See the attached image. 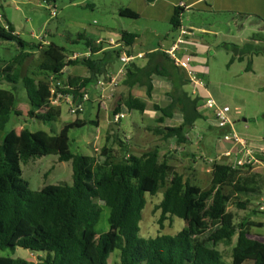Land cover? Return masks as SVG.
Wrapping results in <instances>:
<instances>
[{"label":"trees","instance_id":"obj_1","mask_svg":"<svg viewBox=\"0 0 264 264\" xmlns=\"http://www.w3.org/2000/svg\"><path fill=\"white\" fill-rule=\"evenodd\" d=\"M155 1L146 0L148 4ZM184 11L183 6L175 8L170 21L173 31L182 28ZM119 15L140 18L128 7L120 8ZM3 19L4 16L0 20V38L16 42L22 49L17 60L24 61L30 56L23 53L27 48L43 47L26 43L8 20L1 24ZM138 37L127 31L120 33V41L128 47H132ZM80 38L85 39L91 52L89 57L70 60L63 48L49 43L43 48V60L37 70L25 74L21 80L19 72L3 76L0 72V81L4 77L12 85V91L0 88V131L5 129L12 115L18 118L22 115L17 110L18 99L13 92L19 82L28 96L29 118L54 123L61 116V108L49 105L51 77L61 78L67 67L80 65L86 67L90 79L96 81L106 72L110 58L119 59V50L105 52L102 58L94 59L93 55L102 50L101 46L84 35ZM222 47L232 53L228 66L236 60H247L246 72L253 70L254 56L264 55V40L259 42L254 37L243 45L224 44ZM147 58L148 63L143 67L136 64L128 67L125 83L130 88H145L147 98L151 99L154 76L169 80L173 85L167 94L169 104L154 103L152 108L162 114L158 124L172 118L176 110L182 114L183 122L175 127L157 125L151 131L163 141L175 138L178 145L186 144L188 131L204 118L200 112L202 98L193 97L185 89L187 74L165 51L158 49ZM2 68L0 66V71ZM79 92L78 89L74 92L76 99ZM122 107L144 113L148 104L130 94L120 98L112 115ZM84 124L76 120L59 133L25 130L18 137L0 142V251L20 247L43 252L37 262L0 255V264H111L109 260L116 251L119 253L115 264H225L217 246L221 242L230 243L234 236L237 241L232 248L231 264H244L249 260L253 264H264V241L251 238V228L256 224L245 219L237 222L235 213L228 210L232 203L245 210L254 199L261 198L262 175L243 174L232 164L216 162L212 166L210 187L204 190L161 160L156 148L139 156L129 154L119 161H113L106 148L102 150L104 160L74 153L70 149L69 131ZM47 155H56L59 162L72 163L73 183L47 185L33 191L23 177L22 165ZM162 188L165 191L157 206L161 229H164V221L173 217L183 220L185 226L175 234L159 232L154 237H143L141 221L147 205L146 195L155 196ZM98 202L110 209L111 231L100 233L93 244L102 214Z\"/></svg>","mask_w":264,"mask_h":264},{"label":"rangeland","instance_id":"obj_2","mask_svg":"<svg viewBox=\"0 0 264 264\" xmlns=\"http://www.w3.org/2000/svg\"><path fill=\"white\" fill-rule=\"evenodd\" d=\"M129 2L130 0H0V14L5 17L4 22L8 20L13 24L20 38L29 45H43V42L55 44L65 50L69 59L74 54L83 57L89 52L85 39H81L80 35H84L93 41L113 39L114 42H120V33L123 30L139 35V39L134 45L136 54L140 52L148 53L155 48L170 49L172 43L179 37V31H173L172 25L164 22L120 17L118 9L127 6ZM4 22H1V24L3 25ZM182 27L194 32L189 40L192 41L191 43L195 48L186 51L179 49L175 55L186 65L187 71L194 72L202 80L209 96L215 100L218 106L230 108L231 126L233 127L232 131L229 128H219L216 125L213 111L202 108L204 118L197 121V126L198 128H205L207 136H205L202 144L200 142L194 144L193 150L199 153V156H203V159L215 161L218 158L216 147L220 149L228 148V141L224 140V135L231 132L249 143L264 144V55L254 56L253 70L246 72L247 60L242 62L236 60L228 66L232 53L222 47L224 44L243 45L253 37L262 42L264 40V24L235 14L185 10L182 14ZM182 37L186 39V36ZM200 44L207 47V50L199 52ZM104 47L108 48L105 45ZM43 50L41 48L37 55L19 61L16 57L22 49L16 42L0 38V66L3 67L0 71L1 76L12 74L15 71L19 72L21 78L25 74L37 70L43 59ZM113 51H116V49H113ZM194 53H197L200 58L197 64L192 59ZM101 55L94 56V58H100ZM143 59H146V57L144 56ZM112 61L117 66L116 70L112 71V73H115L122 64L117 56L112 57ZM67 68L69 70H67L66 75L81 76L84 70L85 73H88L87 76H90L84 66L78 65ZM74 76H70L71 82L68 84L80 91H88L90 95V101L84 104L82 113L73 115L69 112L68 104H63L60 106L61 116L56 122L43 123L32 120L28 116L29 104L24 102L26 91L23 86L18 89L17 85L16 90L13 92L18 99L17 110L22 115L20 118L12 115L5 129L0 131V142L11 137H18L25 130L31 132L44 130L59 133L65 125L76 120H82L85 122L83 126H75L69 131L70 149L74 153L94 155L100 160H104L102 150L106 148V153L111 156L113 161L121 160L123 151L127 148L129 142L133 140V137L123 133H118L115 137L110 134L112 124H107L105 119L107 112L105 110L110 111L113 98L105 100V109H99L101 121L105 120L106 122L103 124H107V127L101 129L99 128L100 122H98V125L94 123L97 121L96 113L98 112L96 103H92L98 96L95 83H87L86 90H84L82 88L83 84L79 85L78 79ZM156 80L160 87L156 92L158 100L153 102L165 106L166 102L163 96L168 82L158 77H156ZM188 85L189 83L185 85L186 90L192 91L190 85ZM118 86L114 91H108L107 94L113 93L116 95ZM0 88L12 91V85L4 77L0 81ZM141 90L144 91V89ZM155 114L151 102H149L147 113H135L137 122L148 127L142 131H136L138 138L144 145H150L151 150L159 145V142H162L151 131L152 128L158 125L154 117L157 116ZM176 114L177 116L172 120V124L175 125L179 121V112ZM130 118V115L127 114L124 122ZM111 119L112 116L109 114V120ZM122 122L123 119L119 124ZM131 128L130 130L135 131ZM124 131L127 133L128 130L124 129ZM200 136L203 137V134H200ZM205 141H211L212 146L210 149H204ZM252 149L254 148L252 147ZM187 157L186 153L183 152L177 155L173 153L169 156L168 161L170 164H174L173 166H176L184 178L188 179L193 185L204 190L208 189L211 183V173L207 172L205 168L201 175H197L195 171L189 169V167L192 168L193 163L186 161ZM255 159L257 161L254 165L258 162L257 153H255ZM219 162L235 165L229 159H222ZM254 165L239 168L243 174H251ZM22 170L23 177L29 182L30 189L33 191H39L47 185H70L73 183L72 163L59 162L56 155L30 159L22 165ZM164 191L165 188H162L155 196L146 195L147 205L143 211L141 221V235L143 237H154L159 232L175 234L185 226L183 220L173 217L164 221V229H161L159 224L161 213L157 206L163 198ZM261 200L260 198L254 199L245 210L238 209L233 203L228 208L229 211L235 213L237 222L245 219L256 224L251 230L252 238L257 236L258 231H262L261 234L264 236V213L258 211L257 205V202ZM98 204L102 208V214L96 226L97 233L92 239L93 244L96 243L100 233L111 231L108 221L110 209L102 202H98ZM257 225H263V227ZM236 241L237 236H234L230 243L221 242L217 246V249L223 255L225 264L232 263V248ZM117 253L119 251L112 254L109 260L111 264L117 263ZM0 255L12 258L20 257L31 262H37L39 256L35 252L20 247L5 252L0 251ZM244 264H253V262L249 260Z\"/></svg>","mask_w":264,"mask_h":264},{"label":"crops","instance_id":"obj_3","mask_svg":"<svg viewBox=\"0 0 264 264\" xmlns=\"http://www.w3.org/2000/svg\"><path fill=\"white\" fill-rule=\"evenodd\" d=\"M180 5L183 6L184 10H198V11L235 14V15H239L243 18L254 19L257 22H261L262 25L264 24V0H156L152 4H148L146 2V0H130L128 5L124 6V7H128L131 10L137 12L140 15L139 19H149V20H154L157 22L168 23L169 25H171L170 21H171L173 14H174V10L177 6H180ZM118 10H120V9H118ZM0 15H2V14H0ZM4 19H5V17H4ZM2 22H4V21H2ZM5 23L6 22H4L3 24H5ZM181 30H185L188 32V34L185 35L186 39H184L182 37L183 35L181 33ZM123 31H127V30H123ZM178 31H179V37L177 38V40L179 38H183L184 42L181 45H179L177 51L179 49H183L186 51L188 49L193 48L194 46L191 43L192 41L189 40V38L194 35V32L192 30H186L183 27ZM127 32H130V31H127ZM155 32H156V30H155ZM131 33H134V32H131ZM135 34H137V33H135ZM138 39H139V37H138ZM138 39H136V41ZM177 40L172 43L170 49L174 46V44L177 42ZM96 41L97 40H95V42ZM136 41H135V43H136ZM135 43H134V45H135ZM47 45H48V43L43 42L42 49L45 48ZM134 45L132 47H129L130 48L129 52H130V54H134L138 57L128 67H130L132 64H136L138 67L145 66L148 63V58H147L148 54L158 50V48H155L153 50H150L148 53L140 52L139 54H136L134 52ZM101 48H102V50L99 51L98 53H96L95 55H93V58H94V56H97L99 54L100 55L102 54L100 57V58H102L104 56L105 52L113 51V49H114V48H106L103 46H101ZM40 49H38V50L36 49L37 51H35V50H28V51L24 50L23 53H28L32 57L33 55H37V53H39ZM159 49H162L165 52L167 50H169V49H164V48H159ZM205 49L207 50V47H205L202 44L199 45V52H202ZM144 56L146 57V59H143ZM192 56H193L192 59H194L193 62H195V64H197V61H200L198 54L194 53V55L192 54ZM94 59H96V58H94ZM97 59H99V58H97ZM40 64L38 65V67L40 66ZM182 65L181 66L176 65V66L179 67L182 71H184L187 74L186 65L184 63H182ZM116 68H117L116 64L110 58L108 61L106 72L104 74L100 75L98 77V79L101 78L102 76L106 75L107 73H112V71L116 70ZM67 70H69V68H66L64 70V75L60 79L64 82L70 83L71 82L70 76H74V75H66ZM87 71H88V69H87ZM82 74L83 75H81V76H74V78L76 77L78 79L79 85H81V83H82L83 84L82 88L84 90H86L85 86L87 85V83H89V80H90V82H93V83H95V80L90 79L91 78L90 72H89V75H90L89 77L87 76L88 73H85L84 70H83ZM156 77L163 78V77H159V76H154V78H153L154 90L152 93V98L148 99L147 95H146L145 88L137 87V86L130 88V86L126 85V83H125L127 80V71H126V74L123 77L122 81L119 82V86L117 88L116 95H114V98L112 100L113 103H112V107H111L110 111L105 110L107 112V115L105 118L107 121V124L108 125L112 124L110 126V134L114 135V137H115L118 133H123V134H126L127 136L133 137V140L131 142H129V144L127 145L126 151H123V158L125 156H128L129 154L139 156V155L151 150L150 145H148V144L144 145L143 142H140V140L138 138V134L136 133V131H142L144 128L147 129L148 127L142 126L140 123L137 122V120L135 118L136 117L135 113L137 111H129L125 107H122L121 111L126 112V114L130 115L131 118L125 122L123 119V122L121 124H119V123L114 124L112 122V120H109V114H111V116H112L113 110H114L115 106L117 105V103L119 102L121 97L128 96L130 94L133 95L134 97L140 98V99L145 100L147 102L148 108L142 114L147 113L149 110V102H151L152 106H153V104H154L153 101L158 100L156 98V96L158 95V94H156V92H158V89H159L158 87H160V85L157 84L158 81L156 80ZM21 78H20V80H21ZM39 79H41V78H39ZM163 79L167 80L166 78H163ZM187 81H188V78H187ZM167 82H168V84L165 86L166 90L164 91V96H163L164 100L166 102V105H168L170 102V98L168 97L167 94L172 90V87H173L172 83L169 80H167ZM189 85H190V88L192 91H188V92L191 94V93H193V91L196 90L199 93V96L202 98L201 105H200V112L204 116V113L202 110V105H203V100L207 96H209L207 89H205L204 87H201V86H193L190 83H189ZM22 86H23L22 82H19L18 89H21ZM141 89H144V91H142ZM97 97H96V99H94L92 101V103H94V102L96 103L97 108H98V112L96 113V117H97L96 120L97 121L95 122L96 123L95 125H98V122H100L99 128L102 129L103 127L104 128L107 127V124H103L106 121L105 120L101 121V119H100V112H99L100 108L97 104ZM24 102L29 104L27 93H26V97L24 98ZM156 104H158V103H156ZM177 112H179V110H176L174 112V116L172 118L166 119L164 121V123H162V124H158V123L157 124L161 125V126H170V127H175V126L181 125L183 122V116L180 112L178 114V117H179L178 124H176V125L172 124V120L177 116V114H176ZM154 114L157 115V116H154L156 118V121L162 116V114L160 112L155 111V110H154ZM131 127L135 131L130 130ZM124 129L128 130L127 133L124 131ZM200 131H201V133H200ZM200 134H203V137H201ZM205 136H207V131L203 127L198 128L197 122H196L194 124L193 128L190 129L187 133L186 144L178 145L175 138L169 139L168 141H163L160 136H157L159 139H161L162 142H159V145L154 147V149L155 148L158 149L160 159L167 161L169 164H170V162L168 161L169 160L168 158L173 153H176V155L180 154L182 152L184 154L186 153V155L188 157L185 160L191 161L193 163L192 168L189 167V169H192L193 171H195V173H197V175H201L202 171L205 170V168H206L207 172L211 173L210 175H211V179H212V166L214 163L219 162V160H222V159H229V161L235 162L238 158H241V155H237L238 154V145H236L232 142L226 141L228 146H229L228 148L220 149L219 147L218 148L216 147V150L218 152V158L215 161H209V160L203 159V156H199V153H197L195 150H193V145L198 143V142H200L202 144V142L205 140ZM247 143L249 144L250 147L252 146L254 148V150H256L257 158H258V162L254 165L251 172L260 174V175H262V177H264V153L260 151L261 148L264 147V144L249 143V142H247ZM211 146H212L211 141L210 142L205 141V145L203 147H204V149H210ZM228 152L230 153V155H227ZM196 159H198V160L196 161ZM202 163H204V164H202ZM221 163H224V162H221ZM171 165H172V163H171ZM175 169L178 173H180V170L177 169L176 166H175ZM180 174H182V173H180ZM260 199H264V189H263V195L261 196ZM262 227H263V225H262ZM252 228H254V227H252ZM252 228H251V230H253ZM261 232L262 231H258L256 234L257 236L254 237L253 239H256L259 241H264V236H262ZM250 233H251V231H250Z\"/></svg>","mask_w":264,"mask_h":264},{"label":"built area","instance_id":"obj_4","mask_svg":"<svg viewBox=\"0 0 264 264\" xmlns=\"http://www.w3.org/2000/svg\"><path fill=\"white\" fill-rule=\"evenodd\" d=\"M182 6V5H180ZM0 20H2V15H0ZM181 33L183 36L187 35L188 32L185 30H181ZM184 42L183 38H179L177 42L174 44V46L167 50V54L171 57V59L174 61V63L177 66H181L182 63L178 59V57L175 55L179 45H181ZM96 45L98 46H107L108 48H114L116 50L120 51L119 55V61L121 62V67L117 70L115 73H107L106 75L102 76L101 78L97 79L95 81V88L98 91V99L97 103L99 108L105 109L104 106L105 100L114 98V94H107L108 91H114L116 87L119 84V81L121 78H123L126 74L128 66L133 63L138 56L134 54H130L129 47L124 42H114L113 39L110 40H103L98 39L96 42ZM89 52L84 55L83 57H89L91 52ZM77 58H80V55L74 54L71 56L70 60H75ZM183 66V65H182ZM187 78L188 82L193 86H201L206 89L204 86L202 80L191 71H187ZM50 81V96H49V105L53 107H60L63 104H68L69 106V112L73 115H77L79 113H82L84 111V104L90 101V95L89 92H84L81 90L79 93V97L76 99L74 92L76 91V88L68 84L67 82L62 81L60 78L51 77L49 79ZM193 97L199 96V93L195 90L193 93H191ZM202 108H207L213 111L214 119L216 122V125L219 128H229L231 131L233 130V127L231 126V118H230V108L227 106L220 107L216 104L215 100L211 98L210 96H207L203 100ZM126 112L121 111L114 115H112V122L114 124H118L122 119L126 117ZM224 140L228 142H232L236 145H238V154L241 155V158H238L234 162L235 167H246L249 165H254V163L257 161L255 159V153L256 150L250 148L249 144L237 136L235 133H229L224 135ZM261 152L264 153V147L261 148ZM227 155H230L228 152ZM258 205V211L261 213H264V199L257 202Z\"/></svg>","mask_w":264,"mask_h":264},{"label":"water","instance_id":"obj_5","mask_svg":"<svg viewBox=\"0 0 264 264\" xmlns=\"http://www.w3.org/2000/svg\"><path fill=\"white\" fill-rule=\"evenodd\" d=\"M36 253H37L38 255H42V254H43L42 251H36Z\"/></svg>","mask_w":264,"mask_h":264}]
</instances>
